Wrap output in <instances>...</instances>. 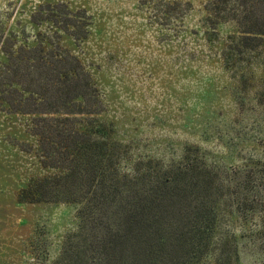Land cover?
<instances>
[{"label": "rangeland", "instance_id": "1", "mask_svg": "<svg viewBox=\"0 0 264 264\" xmlns=\"http://www.w3.org/2000/svg\"><path fill=\"white\" fill-rule=\"evenodd\" d=\"M186 1L191 9L182 18L172 15L165 25L153 3L141 0H0V37L7 38L6 45L15 43L13 49L34 46L41 37L46 46L58 40L79 58L104 106L85 121L103 124L125 170L139 161L167 165L188 153L223 172L236 188L238 176L249 168L264 170V41L236 49L233 22L213 30L208 0ZM58 2L90 16L84 39L51 22L32 21L40 4ZM1 47L2 41L3 62ZM30 121L29 115L0 110V264H50L78 225L77 204L19 197L36 179L55 173L40 163ZM236 196L221 200L217 236L234 234L233 264H264L263 213L238 211ZM128 248L118 252V264H215L220 252L196 260L181 255L185 251L170 254L168 243L153 245L146 255Z\"/></svg>", "mask_w": 264, "mask_h": 264}, {"label": "trees", "instance_id": "2", "mask_svg": "<svg viewBox=\"0 0 264 264\" xmlns=\"http://www.w3.org/2000/svg\"><path fill=\"white\" fill-rule=\"evenodd\" d=\"M141 3H153L165 25L172 15L182 18L191 9L186 0ZM205 8L211 29L223 22L235 24L236 49L264 41V0H208ZM31 19L51 22L76 40L87 36L91 24L85 10L74 11L63 2L40 4ZM44 39L13 49L15 43L6 45L7 38L0 37L5 54L0 62V110L31 116L40 163L55 170L23 189L20 199L79 206L77 228L65 235L50 264H118V252L129 245L146 255L153 245L166 243L170 254L185 251L181 255L198 260L219 250L215 264H221L222 256L226 264H233L238 259L235 236H217V218L221 200L234 193L238 211L263 213L259 233L264 238V170L249 168L238 176L235 185L240 190L232 188L223 172L188 153L167 165L139 161L125 170L103 124L97 119L85 121V115L104 109L90 73L58 40H49L46 46Z\"/></svg>", "mask_w": 264, "mask_h": 264}]
</instances>
